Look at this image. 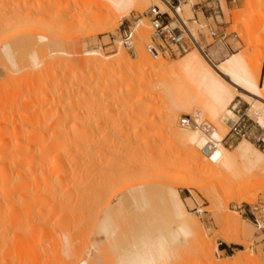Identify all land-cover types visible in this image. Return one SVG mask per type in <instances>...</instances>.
I'll list each match as a JSON object with an SVG mask.
<instances>
[{
	"label": "rangeland",
	"instance_id": "1",
	"mask_svg": "<svg viewBox=\"0 0 264 264\" xmlns=\"http://www.w3.org/2000/svg\"><path fill=\"white\" fill-rule=\"evenodd\" d=\"M247 1H250V7L246 10L243 4ZM190 2H192L191 6L185 5L187 4L186 0L181 2L179 14L182 20L187 22L188 29L198 39L207 58L216 65L231 54L240 53L243 55L246 65H252L255 68L254 75L258 68L261 73L264 67V61L260 59L264 53V0H228L226 5L224 0L223 2L222 0H190ZM209 2L214 9H207L203 15L200 8L202 6L207 8ZM171 3L175 4L172 0ZM151 6L149 3L135 7L125 17L114 20L108 5L98 0H0V164L7 163L4 169L0 168V177L3 176L2 179L0 178V264H68L69 260L71 261L69 264H115L118 250V255L128 251V247L132 248L131 244L139 241L141 236L147 235L148 239H153L156 234L159 235V232L164 236L171 234L177 221L168 198L169 190H174L179 196L188 217L191 218L189 220L192 225L195 226L199 223L203 232H206L205 235L213 246L212 253L216 260L231 261L237 255L248 254L250 258H244L241 264L264 263V231L256 230L243 213V210L247 209L249 205L264 203V167L245 168L241 166L233 177L227 178L228 182L225 179H214L211 183L210 177L197 175L192 163L185 157L183 148H176L167 141L166 120L171 111L169 98L170 94H177L178 89L180 91L183 87V82L179 81L182 71L178 68L158 70L149 67H136L142 69L140 73L146 88V99L140 104L137 103L138 106L140 105L138 107L135 99L133 102L132 100L126 102V96H124L126 94V91L124 94V89L130 82L118 84L109 92L101 83L106 73V75L109 73L117 75L123 68L115 69V66L97 68L89 61V58L93 56L91 53L94 51L100 52L104 59L109 61L115 59V54L120 50L125 52L129 60L138 63L140 55L147 54L145 45L149 42L151 34L149 23L147 20H143L136 30L133 49H128L123 44L119 45L121 38L118 28L121 22L143 15ZM174 25L180 27L178 22H174ZM107 27L112 30H108ZM208 28L216 31L219 38H212ZM248 44L251 46L259 44L260 49H247ZM195 50L194 47H191L185 54L159 57L155 60L162 59L169 66H174ZM64 55L65 57L69 55L68 61L64 59ZM59 59L61 61H56ZM70 61L71 65H69ZM62 64L65 65V68ZM107 69H110L109 72ZM113 71L114 73H112ZM73 72L82 73L80 78L82 80L80 81L78 78L77 81L82 83L79 92L88 94L87 100L83 101L82 118H79L82 123L81 129L85 133V136L83 134L84 140H82L83 142L86 140L85 143L88 144H83L85 148L87 147L84 148L85 159H87L84 160L86 161L84 167L82 166V169H85L80 184L81 188H79L82 190V194L80 196L81 191L79 190L80 193L78 197H75L76 199L74 196L72 198L65 197L63 201L61 200L62 203L56 197L55 200L42 198L39 200L43 201V205L39 204L38 206L37 204L41 201L34 200L30 195V175L32 174H30V169L27 171L30 162L28 156L31 159L34 153L27 146V141L31 139V128L37 125L32 121L30 123L31 119L35 120L29 118V113L37 106L39 108L40 104L36 101H34L36 103L32 101L34 104H30L32 103L30 101L33 98L38 100L36 97H41L43 91L46 90L49 94L48 100H55L56 104L63 103ZM121 85L124 86L121 88L123 94L119 90ZM105 92L106 95L103 94ZM113 92L114 94L118 92L119 97L113 98ZM121 94L122 97L124 96L123 99ZM93 96L94 98L97 96L96 99ZM96 100L97 102H95ZM150 103H155V107L145 116L144 113L140 115L138 109L146 108ZM234 103L239 104L241 112L249 109L248 104L239 98L232 102V104ZM35 104L36 107H34ZM47 105L45 106L47 107ZM136 112L137 114H135ZM48 113L46 117H49ZM182 114L192 113L182 110L177 113L175 123L181 129L178 119ZM74 119L69 120V124L66 122L65 125L71 127L72 122L78 118ZM254 121L246 120L249 138L242 140L250 142L264 153V127H259ZM43 122L46 124L45 121ZM44 123L42 124L45 125ZM77 125L80 127V124ZM138 125V129L143 125L144 127L146 125V128L138 130ZM75 126H72L74 128V130L71 128L72 131L76 130ZM223 126L226 135L228 132L226 120H224ZM68 127L66 130L69 131ZM55 128L59 129L56 126L51 127L47 129V134L53 132ZM78 129L80 130V128H77L79 132ZM242 140L232 144L231 148L224 147L232 152ZM124 145L131 149L132 155L134 154V157L126 156L129 160H126L124 157L126 154L122 152ZM109 147L115 148V153L110 150L112 154L109 155ZM27 148L30 149V154ZM2 153L5 157L1 158ZM117 156H123L127 162L125 163L124 159L121 160L122 157L117 158ZM111 157L115 159L112 158L111 161ZM127 163L129 164L127 165ZM155 165L158 167H156L157 170L160 169L161 172L164 170L166 174L169 171L171 174L168 172V175H163V178L161 173L159 180L158 177L153 178L155 176H152L151 180L156 184H153L154 188L151 186L152 184L143 188L144 178L142 179L141 175L137 174L138 170L145 167L146 171L151 170L149 173L155 174L159 172L153 169ZM130 168L137 178L131 177L133 174L130 172ZM127 169L131 175L126 173ZM162 183L164 185H161ZM159 185L165 188L159 187ZM148 186L149 189L146 188ZM77 199L79 200L77 201ZM44 200L48 203L45 201L46 204ZM66 200L68 203L71 201L68 204ZM65 204L66 206H64ZM43 206L45 207L43 208ZM36 208H39L38 211ZM235 216L239 217L244 230V235H241V244L235 241L225 243L222 237L232 235L228 228V222ZM101 225H108V228L105 227V231L103 229L102 233L100 230L103 226ZM107 235L108 237H106ZM106 241L109 243L106 244ZM62 243H65L67 247ZM172 244L177 257H174L176 260L171 259V262L167 264L199 262L198 251H196L199 247L192 237L177 240ZM188 249L191 251L189 252ZM184 252L187 254L185 255ZM102 254L107 255L103 256ZM89 257L93 259L90 261ZM180 257L184 259L182 260ZM88 261L90 262L88 263Z\"/></svg>",
	"mask_w": 264,
	"mask_h": 264
},
{
	"label": "bare ground",
	"instance_id": "2",
	"mask_svg": "<svg viewBox=\"0 0 264 264\" xmlns=\"http://www.w3.org/2000/svg\"><path fill=\"white\" fill-rule=\"evenodd\" d=\"M98 1H102L108 5L109 10L111 12L110 14L112 15L114 20L115 19L120 20L121 17H125L127 14H129L131 11H133V8H135V7H141L142 5H147L150 3L152 6H157L161 12H168L172 17L173 16L176 17L177 20L179 21V23L184 28V30L187 33H188V31H190L188 29V27L186 26L187 22L182 20V18L180 17L181 15L179 14V12L181 10V6L174 7V9H171L163 0H98ZM186 1H187V4H185V5H189V6L192 5V2H190V0H186ZM243 7L247 10L250 7V1L245 2L243 4ZM113 19H112V21H113ZM142 22H141V24H142ZM102 23H104V22H102ZM94 25H96V24H94ZM104 26H105V24H104ZM108 30H110V29L108 28ZM119 45H122V42L119 43ZM40 48H42V47H40ZM194 48L196 49L195 51H192L191 53L187 54L180 61V63L178 65H174V66H169V64L162 59L161 60H153V58L151 56H150L151 57L150 58L148 56V54L140 55L138 63H134L131 60H129V58L126 56L125 52L120 51V50H118L119 53H116L117 55L115 54L116 58L113 60H109V61H107L106 58L104 59V56L102 54H100V52L94 51L91 53V55H93V56L89 58V61L92 62L93 64L92 63L91 64L95 65L97 68L98 67L99 68L100 67L108 68V66H111V68H112V66H115V69L116 68H123L122 71L118 72L117 75H115L114 71L112 72V73H114V75H110V73H109V75H106L107 74L106 73L104 78L102 79L103 82H101V80H100V82L105 85V89L107 88L108 92H109V90H111V88L114 89V87L117 86L118 84H123L124 82H130V84L127 83V85L125 87L126 90L124 89V94L126 91V94L124 96H126V102L128 100H132V102H133V100L135 99L136 104L137 103L140 104L143 102V100L146 99L145 83L143 82V77L140 73L142 71V69H137L136 67H138V68L149 67V68H155L158 70H160L162 68H178L179 70H181L182 75L180 76L179 81L183 82V85H182L183 87H182V89H180V91L178 89L177 94H174V93L170 94V98H169L171 111L169 113V116H167V120H166V126L168 129L167 141H168V143L169 142L172 143V145L176 148H183V153H184L185 157L188 158V161L192 163V166L195 168V171H196L197 175H199V177H201V176L202 177H208V178L210 177L212 179L211 183L213 182L214 179H225V181L228 182L227 178L233 177L236 174V170L241 166L242 167L244 166L245 168H254V167H258V166L264 167V153L260 152L250 142H248L246 140L240 141L232 152L228 151L224 147V145L221 143L222 139L225 136V127L223 126V122H224V120H227L228 118L233 117V113L229 109V107L231 106L232 102L236 98H239L248 104L249 109L247 110V112L251 115L253 114V118L259 127H261V128L264 127V86H262L260 84L259 68L257 70V73L254 75L253 71L255 70V68H253L252 65L247 66L245 63L243 55H241L240 53L231 54L228 58L221 61L219 64L215 65L211 62L210 59L207 58V56L205 55V53L203 52L201 47L199 48L196 46ZM246 48L252 49V50H259L260 46H259V44L254 45V46H251L250 44H248L246 46ZM121 50H123V49H121ZM43 52H45V51H43ZM69 55H68V57H69ZM63 57L66 60L68 59V57H65V55ZM49 58L51 59L52 57H49ZM60 59L56 60V61H61ZM70 59L72 60V58H70ZM260 59H262L264 61V53L262 54V57ZM48 61L50 62V60H48ZM62 61H64V60L62 59ZM51 62H52V60H51ZM62 63H64V62H62ZM68 63H67V65H68ZM71 64H72V62L70 61L69 65H71ZM62 66L64 67L65 65L62 64ZM134 68H136V69H134ZM113 69H114V67H113ZM78 70H79V68H78ZM108 70H110V69H107V71ZM81 76H82V73H80V72L74 73L73 72V77H72L71 83H69L68 90L66 89L67 91L65 92V95H64L65 98H63L64 100L62 99L64 101L63 103H57L56 104L55 100H54L55 102L52 100H48L49 94L46 92V90H45V92L43 91V94H41V97H36V98H38V100H41V101H38L35 98H33L30 101V102L36 101L37 103L40 104L39 108L37 106V108H35V110L33 109L34 111L33 110L31 111L32 113L31 112L29 113L30 115L28 114L29 118H33L35 120V121H33L31 119L30 123H32V122L37 123L36 127H33L34 130H33V128H31L32 129L31 130L32 133L30 132L32 134L30 136L31 139L30 140L28 139L30 142L27 141V143H28L27 146H29V148L32 149V153H34V155L31 156V159H30V156H28L29 161H30L29 167L26 165L28 167L27 171H28V169H30L31 170L30 174H32V175L29 174L30 175V183H31V185H30L31 186V191H30L31 194L30 195L34 200L38 201L39 199H42V198L43 199L47 198V200H48L50 198L54 199L56 197V198H59L58 200H60V202H61V200L63 201V199H65V197L70 196L72 198V196H74V198H75V197L79 196V193H80L79 188H81L80 184L82 182V175H84V170H85V169L84 170L82 169V166L85 164L84 162H86L84 160L87 159V158L85 159V154H86L85 149L87 147L86 148L84 147V145L87 143H85L86 140L83 142V140H84L83 134L85 136V133H83L84 131H82V129H81L82 123L80 122L79 118H82V115H83L82 105H83V101L85 99L87 100L88 94L85 95V93L79 92V91H81L82 83L77 82V81H78V78L80 80ZM101 83H99V84L101 85ZM96 84L98 85V83H96ZM122 86L123 85H121L119 90L123 94V92H122L123 89H121ZM97 87H96V89H97ZM64 90H65V88H64ZM83 92H84V90H83ZM117 93L114 94V92H113L114 95L112 94V97L115 99L117 97H119V94H117ZM103 94L106 95V92ZM122 94L120 96L123 99L124 96L122 97ZM62 95H61V97H62ZM104 95H101V96H104ZM96 97L94 98V96H93L94 99H96ZM103 100H105V99H103ZM112 100L113 99L111 98V101ZM98 101H99V99H98ZM120 101H121V99H120ZM33 102L30 104L36 103V102H34V103ZM95 102H97V100ZM123 102L125 103V101H123ZM86 103H87V101H86ZM46 104H48L47 107L45 106ZM93 104H92V106H93ZM138 104H137V106H138ZM155 105H156L155 103H150L146 108L143 107L142 109L141 108L138 109L140 115H141V113H144L143 115L145 116L153 107H155ZM43 106L46 107V109H44ZM133 106H135V105H133ZM133 106H132V109H133ZM137 106H135V107H137ZM34 107H36V104L34 105ZM132 109H130V110H132ZM181 110L186 111L187 113H194L196 111H199L202 113L203 117L206 120H208L210 124H212L214 126L213 139L216 141V149L211 154V156L208 157L207 159H205L199 152V149L204 144L203 137H201L197 132H195L193 130H188V129H184V128L181 129V128L177 127V125L175 123V119H176L177 113ZM47 113L49 114V117H46ZM135 114H137V112ZM25 115H27V114H25ZM143 115H142V117H143ZM44 116H45V118H44ZM21 118H23V117H21ZM74 118H76V119L78 118V119L76 120ZM45 119H47V120H45ZM73 119L79 123L74 121L75 123L72 122L73 125L71 124V127H68L69 125H67V126L65 125L66 122H67V124H69L68 123L69 120H73ZM88 119H89V117H88ZM25 120H27V119H25ZM41 120L45 121L46 124L43 121L40 122ZM42 123H44L45 125H43ZM76 123L80 124V127ZM75 124H76V126H75ZM144 124H146V123H144ZM33 126H35L34 123H33ZM55 126L57 127V129L58 128L59 129L56 130V128H55V130L53 132H50L49 134H47V129H49L51 127H55ZM72 126L73 127L75 126V128H76L75 131H77V128H80V130L78 129L79 132L78 131L77 132L72 131V129L74 130V128H72ZM67 127L69 128L70 132L68 130H66ZM138 127H139V125L137 126V129H138ZM145 128H146V125H145V127L143 125V127L141 126V128H139L138 130H140V129L144 130ZM86 134H88V133H86ZM122 143H123V140H122ZM122 143H121V145H122ZM114 149L110 148V149H108V151L113 150L112 152L115 153ZM117 149H119V148H117ZM27 150H28V148H27ZM29 150H28V152H29ZM91 150H92V148H91ZM30 152H29V154H30ZM112 152L110 151V153H108V154L110 155V154H112ZM122 152H125L124 153V154H126L124 156L125 158H126V156L128 157V156L132 155L131 149L128 148L127 145H124L122 147ZM122 152H120L121 155H123ZM38 153H39V155H38ZM5 154H6V152H5ZM108 154H107V156H109ZM2 156H4V153H2L1 158H2ZM96 156H97V154H96ZM114 157L116 158V156H114ZM114 157H111V161H112V158H114ZM118 157H122L121 160L124 159V162L125 163L127 162V161H125V158H123V156H117V158ZM132 157H134V154L132 155ZM28 158H26V159H28ZM127 159L129 160V158H126V160ZM88 160H90V159H88ZM91 161H92V159H91ZM91 161H88V162H91ZM94 163H95V161H94ZM129 163H127V165ZM6 164H0L1 165L0 168L3 167V169H4ZM156 167L157 166L155 165L153 167V169L157 170L158 167L157 168ZM131 168H130V172L132 173L133 171L131 170ZM159 168H162V167H159ZM133 170H135V169H133ZM159 170H157L156 172H158ZM127 172L129 175H131V173H129L128 169H127L126 173ZM138 172L139 173H137V174L139 176L141 175L140 177H142V179L144 178L142 181L143 182L142 187L144 188V186L152 184L151 186H153V188H154V185H156V184H154L155 182L153 183V181L151 180V177L152 176H155L153 178L158 177L157 179L159 180L161 176L168 175L169 171L168 172L166 171L167 172V174H166L164 170L162 172L159 171L158 173H155L152 170V172L155 173V174H152V173H149L148 170L146 171L145 167H142V168H140V170H138ZM161 173H162V175H161ZM169 174H171V173L169 172ZM133 176H134V174L131 177L133 178ZM135 176H134V178H137V175H135ZM164 176H163V178H164ZM2 177H0V178L2 179ZM131 177H128V178L130 179ZM151 181H152V183H151ZM140 182H141V180H140ZM79 185H80V187H79ZM161 185H164V184L162 183ZM139 187H140V185H139ZM157 187H158V185L156 186V188ZM159 187H164V186L159 185ZM146 188L149 189V186ZM80 191H81V193H80V196H81L82 190H80ZM32 198H31V200L34 201ZM168 198H169L170 203H171V208H172V211L174 214V218L177 221V225L175 226V228L173 227L174 229L172 230L171 234L169 236H166V235L164 236L161 232H159V235L156 234V237L154 236L155 238H153V239L152 238L148 239L147 235H146L147 238H146V236L145 237L141 236L140 237L141 239L139 238L140 239L139 241H137L135 244H131V245H133L132 248L128 247V251L124 250L126 252H124V253L122 252L123 254L120 252L121 254L118 255L119 254V250H118V254H116L118 257L115 258V261L113 260L115 264H167L168 262L170 263L171 259H175L174 257H177L173 251L174 249L171 246V245H173L172 243H174L175 241L177 242V240H180V239H187V237L188 238L192 237V240H195V242H197V245H198L197 247H199V249L196 250V251H198L197 259L199 260V262L198 261L195 262L196 264H198V263L199 264H241V262L244 258H246V259L250 258V256H248V254H245V255L240 254L239 256L237 255V257H235L231 261L228 260V261L220 262V261L216 260L215 257L213 256V253H212L213 246H211L210 242L208 241V239L205 235L206 232L205 233L203 232L200 225H198L199 223L195 225L196 227L194 225H192L191 221L189 220L191 218L188 217L187 212L185 211V208H184L179 196L176 194V192L174 190L168 191ZM79 199H77V201ZM247 200H249V199H247ZM39 201H41V200H39ZM45 201L46 200H44V202ZM70 201H69V203H70ZM66 202H67V200H66ZM75 203H76V200H75ZM39 204L43 205V201H41V203L39 202L37 205L39 206ZM50 204H52V203H50ZM77 204H78V202H77ZM64 206H66V204ZM44 207L45 206H43V208ZM38 209H37V211H38ZM71 211H73V210H71ZM106 212H108V211H106ZM63 214H64V211H63ZM73 217H74V215H73ZM107 220H109V219H107ZM46 221H47V218H46ZM76 221L78 223V220H76ZM194 221H193V223H194ZM44 222H45V220H44ZM44 222H42V223H44ZM69 224L68 225L66 224V226H69ZM82 225H80V226H82ZM101 226H103V225H101ZM119 226H120V223H119ZM124 226L126 228V225H124ZM43 227H44V225H43ZM105 227L108 228V225L103 226L102 229L100 228L101 230L99 229L101 231V233H102L103 229L105 231ZM228 228H229L230 232L232 233V235L231 236H223L222 237L223 241L225 243H230V242L235 241V242L241 244V235L242 236L244 235V230L241 227L239 217L235 216V217L231 218V220L228 222ZM66 231H68V230H66ZM109 231H110V228H109ZM111 233L113 235L112 231H111ZM99 234H100V232H99ZM160 234H162V235H160ZM65 235H68V234H65ZM106 237H108V235ZM63 240H65V239H63ZM71 240H72V238H71ZM61 242H62V240H61ZM67 242H69V241H67ZM185 242H186V240H185ZM56 243H57V241H56ZM107 243H109V242L106 241V244ZM63 245L66 246L65 243ZM97 245H99V244H97ZM175 246H176V243H175ZM98 247H100V245ZM129 248H130V250H129ZM101 250H103V249H101ZM188 250H189V252L191 251L190 249H188ZM192 250L195 251L194 249H192ZM97 251H98V249H97ZM108 253H109V250H108ZM96 254H94V255H96ZM173 254H174V256H173ZM186 254L187 253H185V255ZM102 255L106 256L107 254L106 255L102 254ZM110 257H111V255H110ZM104 258L106 259V257H104ZM75 259H76V257H75ZM89 259H90V257H89ZM92 259H90V261ZM181 259L183 260L184 258L182 257ZM181 259H179V260H181ZM187 259H188V257H187ZM90 261H88V263ZM69 262L71 263L70 260H69ZM69 262H68V264H69Z\"/></svg>",
	"mask_w": 264,
	"mask_h": 264
},
{
	"label": "built area",
	"instance_id": "3",
	"mask_svg": "<svg viewBox=\"0 0 264 264\" xmlns=\"http://www.w3.org/2000/svg\"><path fill=\"white\" fill-rule=\"evenodd\" d=\"M163 1L171 9H174V7L180 6L181 2L185 0H172L175 6L171 3V0ZM206 7L207 8H204L202 6L200 8L201 13L206 12L207 9H214L210 6V2ZM143 20H147L151 29L149 42L145 45V51L154 60L159 57H173L185 54L191 47H201L198 39L192 32L187 30V33L176 17H171L168 12H161L157 6H151L143 15L120 23L118 32L124 47L133 49L135 32ZM174 22H178L180 27L177 25L173 26ZM208 30L212 38H219L216 31L211 28H208ZM260 84L264 86V67L260 73ZM238 103H234L230 106L233 117L226 120L228 132L221 141V143L228 148H231L232 144L239 140L249 138L246 120L254 121L253 114L250 115L247 109L241 112ZM178 124L180 127L193 130L203 137L204 144L200 148V152L203 157H210L216 149V141L213 139L214 127L203 117L202 113L196 111L192 114H182L178 119ZM243 213L247 216L256 230L264 231V203L249 205L247 209L243 210Z\"/></svg>",
	"mask_w": 264,
	"mask_h": 264
},
{
	"label": "crops",
	"instance_id": "4",
	"mask_svg": "<svg viewBox=\"0 0 264 264\" xmlns=\"http://www.w3.org/2000/svg\"><path fill=\"white\" fill-rule=\"evenodd\" d=\"M228 0H224V2H225V5H226V2H227ZM229 1H234V0H229ZM222 2H223V0H222ZM201 12V11H200ZM202 14L204 15V13L202 12Z\"/></svg>",
	"mask_w": 264,
	"mask_h": 264
}]
</instances>
